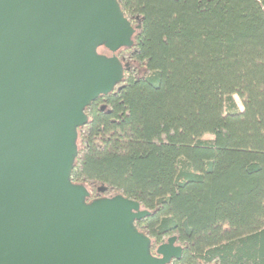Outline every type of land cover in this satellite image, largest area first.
<instances>
[{"label": "trees", "instance_id": "16d2710c", "mask_svg": "<svg viewBox=\"0 0 264 264\" xmlns=\"http://www.w3.org/2000/svg\"><path fill=\"white\" fill-rule=\"evenodd\" d=\"M116 2L139 29L84 109L69 180L86 203L136 202L151 255L181 248L171 264H264V0Z\"/></svg>", "mask_w": 264, "mask_h": 264}, {"label": "water", "instance_id": "95a60500", "mask_svg": "<svg viewBox=\"0 0 264 264\" xmlns=\"http://www.w3.org/2000/svg\"><path fill=\"white\" fill-rule=\"evenodd\" d=\"M134 33L116 0H0V264L181 258L175 238L151 255L134 226L148 212L136 202L86 203L69 180L84 109L122 81L115 53Z\"/></svg>", "mask_w": 264, "mask_h": 264}, {"label": "flooded vegetation", "instance_id": "af4514ba", "mask_svg": "<svg viewBox=\"0 0 264 264\" xmlns=\"http://www.w3.org/2000/svg\"><path fill=\"white\" fill-rule=\"evenodd\" d=\"M122 14H123V16L127 19V21L131 24V26H132L133 28H135V33H136V31L138 30V29H136V28L139 27V26H138V22H139L138 18H137V17H133V16H129V15H128L127 13H125V12H122ZM99 48L101 49V52H102L103 55H105V56H107V57H111V56H113V54H111L109 51H107L103 46H101V47H99ZM117 53H118V52L115 53V56H116ZM152 255H153V256H156L155 251L153 252ZM173 261H174V260H173ZM173 261H171V262H173Z\"/></svg>", "mask_w": 264, "mask_h": 264}, {"label": "rangeland", "instance_id": "374dc122", "mask_svg": "<svg viewBox=\"0 0 264 264\" xmlns=\"http://www.w3.org/2000/svg\"><path fill=\"white\" fill-rule=\"evenodd\" d=\"M97 54H99V55H103L102 52H101V49H100V48L97 49ZM104 56H105V55H104ZM234 101H235L236 105L238 106V108L241 110L242 107H241V102H240V100H239L237 97H234ZM207 138H208V136H205V137H204V139H207Z\"/></svg>", "mask_w": 264, "mask_h": 264}, {"label": "built area", "instance_id": "2783aa9c", "mask_svg": "<svg viewBox=\"0 0 264 264\" xmlns=\"http://www.w3.org/2000/svg\"><path fill=\"white\" fill-rule=\"evenodd\" d=\"M171 264V263H170Z\"/></svg>", "mask_w": 264, "mask_h": 264}]
</instances>
